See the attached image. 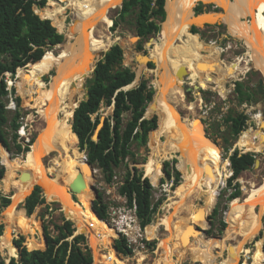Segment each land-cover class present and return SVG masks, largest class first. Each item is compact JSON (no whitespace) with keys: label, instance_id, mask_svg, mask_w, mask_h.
<instances>
[{"label":"rangeland","instance_id":"obj_1","mask_svg":"<svg viewBox=\"0 0 264 264\" xmlns=\"http://www.w3.org/2000/svg\"><path fill=\"white\" fill-rule=\"evenodd\" d=\"M56 1L60 2V4L63 6H67V2H62L60 0H56ZM167 2L168 0H166L165 6ZM198 6L202 7V12L200 13L196 11V7ZM44 8L42 9L35 8V9L39 14L40 11H42ZM120 9L121 7H119L113 12L111 16L112 19L111 26L108 27L106 23H101L99 25L98 27L99 32L105 35L106 38L109 37L107 39L108 43L101 52L100 56L97 51L91 53L89 57V62L91 63L90 71L84 76L73 101L70 102L68 100H65L60 105L58 111V118H61V108H63L66 112L72 110V117H71V123H72L74 110L80 104L81 101L86 100L88 97L87 79L93 76L94 71L92 70L96 66L97 62L103 57L104 53L113 44L116 43L120 44L124 51L123 65L131 67L136 72L135 85H138L142 80L145 79L148 80L149 85L154 87L155 94L149 105L153 103L157 91L160 94L159 91L160 78L162 75L161 73H163L162 68H164L162 63L159 61V57L161 55L163 48V42L161 37L162 33L160 32L158 34L151 35L149 38L144 40L139 39L137 42H132L131 37L137 35L135 31L136 27L134 22V15L127 16L125 20L122 21L120 20L118 27H116L115 30L111 29V27L113 26V20L119 19L118 11ZM188 12L189 15L192 16L193 18H200L204 15H210L215 18L212 21H205L203 23H192L191 24L192 27L198 30L197 34H199V36H197L195 39H190L188 37V33H187L188 29H187V31L184 34H181L177 37L175 43L173 44V47L177 51L192 50V51H197L199 54L198 63L193 67H186L188 71L187 75H184L183 79H179V78L176 79V83L179 86V92L182 94V96L180 94H177L178 110L183 118H187L189 120L195 118L191 120V124H193L197 130L200 128L205 129L206 132L205 136L209 138L213 143L216 142L217 145H219L218 151L222 159L221 172H222L223 183L219 185L217 191H214L212 193L210 191H206V192L204 191V193L201 196L192 198L191 203H189L188 209H183L182 213L187 216L192 210L196 209L199 206H203L205 204L206 206L205 213L206 214L209 213L210 223L208 221H201V219H197L196 217L193 220L191 218V224L193 223L192 226L194 224H197L199 231L205 235L207 241L215 243L224 237L226 229L229 227L228 211L231 207L230 206L231 202L235 200L233 199L229 201L228 199V196L230 195L233 189L228 188L229 186L227 183L229 177L232 174V171L230 169V161L228 157L235 151V149L238 148L240 151L241 149H243L245 151H250V152L257 151L256 153L258 154L256 158H259L261 160L260 164L257 167L253 166L251 169L244 171L241 174V176L237 179V181L241 185L242 192L241 195L236 200L242 201L243 198L246 197L247 193L251 189H253L256 186H259L264 181V139H263L264 125L261 126V123H264L262 122L261 119V115H263L264 117V93L263 94L258 93L257 100L253 104H247V103L240 104L237 100V95L235 92L237 81H241L246 87H251L253 89H256L259 85V82L264 79V76L258 69L251 68V64L249 61L250 54L248 52L247 44L244 41L240 40L239 38L234 37L231 34V32L228 30L229 28L224 20L225 9L221 7H217L215 6L214 3L211 2L196 1L194 4H192L191 7L188 8ZM74 17H75L74 12L69 7H67L66 12L61 16V18L65 19L67 25H69L74 21ZM166 17H167V12H166ZM164 21L161 22V28ZM245 21L250 23L252 21V18L248 16L245 18ZM87 32L89 33V36H91V34L94 33V28L92 24L90 25V30ZM81 33L82 32L78 33L75 36V38L72 40V43L74 45L73 63L75 67L79 66L83 62L86 55V48H85V52L82 56L81 62L79 63L75 59V51H76L75 45L79 40L78 35H80ZM150 39H152V41L151 44L148 45L147 42H149ZM65 42L66 39L61 45H64ZM61 45H57L53 48H50L48 50L47 60H45L42 70L34 75H31L32 77H30L29 75L28 81L30 80L32 84L27 88L28 92L24 90L23 93L34 96V100L31 105L23 107V105H21L19 102L17 75L15 80H13L9 75L7 76L10 87H12L13 85L15 87L14 95L10 94L9 98L7 99L9 118L11 120L15 112L17 110H21L23 117L20 120V125L17 130V133L20 135L19 142L24 146H27L33 137L36 138L35 141L39 137L40 134L39 130L43 125V120L41 118V115L39 114V109L44 105H46L48 92L50 91L51 86L53 85L56 76L58 74L56 67H54V64L58 59L62 58L63 59L62 61H64L65 59L62 56L63 48L61 47ZM140 45L142 46V48H140ZM141 54L149 55L151 58L155 59L156 64L153 63L154 66L151 67L149 65L150 62L146 60V58H143ZM94 56L96 57V59L94 58ZM141 59H143V62ZM202 60L203 61L205 60L204 63L206 66L205 69H201L198 67V64ZM147 62L148 65L146 64ZM142 63H144V65L141 67ZM210 66H212V68ZM208 73H215V74L217 73L224 75L223 81L219 84L220 86L217 87L215 83H212L211 86L207 88L201 86L199 88H196V85L199 84L196 82L195 77L199 74L206 75ZM26 76L27 74H25L24 77ZM24 77L22 78V80L24 79ZM51 80L52 83L48 86V88H45L43 81L46 84H49ZM180 80L182 81V83H180ZM187 88H191V90L190 89L188 90ZM115 99H116V94L113 95L112 97H108L100 104V109L98 112L100 118H103L104 120L110 118V120H112V115L114 112L115 102H116ZM151 106L152 104L150 105V107ZM188 107L191 108L189 109ZM149 109L147 107L148 111ZM243 111L249 115V120L247 121V127L244 129H249L251 127L256 130L257 145L254 151L250 149L249 144L246 145L245 143L242 144L240 142H237L235 145H233V142L236 140V137L241 135L240 132H238L241 130H236L231 133V130L228 128V125L224 120L227 117L228 113L230 112L236 114L238 112H243ZM154 113L155 111L151 114V118H154L153 117ZM130 117H131L130 112H126L124 114L123 126L126 125ZM198 119H200L202 122H200V120ZM155 120L157 125L155 128H158L160 121L158 122L156 118ZM22 129H24V132H22ZM166 137L168 138V142L166 145H168L169 137L168 134L165 132H159L156 138L154 137L151 141L148 133L147 143H141L138 140L134 141L131 146V150L134 153V156L129 157L126 163L122 164L120 167L115 168L114 170L115 176L113 177L112 182L107 181L106 174L100 168L96 167V172L92 173L91 180L89 181V186L92 187L93 185L97 189L98 193L102 195L103 202L108 206L109 218L108 220H101L95 216L94 212L93 214L97 220L93 219L88 215L85 214L84 215L93 223L97 231L96 234L98 237H102L103 235H108L110 239V245L108 247H104L102 244H99L96 251L93 244H91L92 242H90L91 232L88 229H86L87 231H84L85 232L84 234L87 237L88 244L91 247L93 257L95 258L94 264L95 261L96 264H98V262L100 264H164L165 258L163 256L165 250L160 246L159 238L157 237L151 238L149 234L159 231V234H161L160 235L161 238H164L169 233L168 230L165 228L166 225L165 218L169 216L171 212L174 210V208L177 206V200L181 196L178 194L176 196L175 190L179 183L182 170L179 168L177 162L176 168L180 172V175L178 177L177 184L173 187L174 176L170 178L168 177V175L164 171V161H168V160L172 161L173 158H176L179 161L175 152L180 151V148L174 149L173 154L169 158H165L161 160L162 174L159 177L160 179H155L156 183H154L151 180V178L146 175L145 169L147 164L146 162L151 157L152 145L154 139H155V148H156L155 153H161L164 156L166 148L162 147L161 138L165 141ZM77 148L80 151L78 142H77ZM4 150H6L4 147H2L0 150L1 163L3 165L4 163L2 161V158H3ZM31 150H32V146L30 151ZM30 151L25 154H18L15 151V149L9 151L6 150L7 154L12 156L13 170H11L9 168V165L7 164L8 175L6 176L5 179H0V190L2 191L3 195H6L9 198H11L12 203L8 207L0 211V236L4 234L7 224L8 226L10 225L11 218L9 211L10 208L13 206L14 203L13 196L15 194L13 184L16 179L21 178V174H22L20 169L16 168L18 165L22 166V163H20V160L18 159L20 158V156L28 157ZM80 152L85 153V151H80ZM154 154L152 153V157ZM183 156L185 157L186 155ZM207 157L209 159L208 155ZM180 158L182 160V163L185 165L181 157V154H180ZM45 160L46 161H44V164H48V159ZM24 161H26V158L24 159ZM127 164L130 168L137 167L138 170L143 173L144 177L147 176L150 179V182L154 186L153 202L162 200L158 212L156 213V215L153 218V221L151 222L152 226L148 230H146L147 226L145 227V229H142L139 224V221L131 223V220H134L132 216L133 212L128 207L127 199L121 196L119 193V187L123 183V177L127 172ZM16 169L19 171H16ZM5 173H6V167H5ZM84 175L86 176V173H84ZM33 181L36 180L32 179L30 185H32ZM183 181L185 182V172L183 175ZM45 190L46 189H44V193L42 191L43 195L44 194L48 195V198L55 199L58 202L57 201L48 202L45 199V202L38 205L37 208L35 209V212L33 213L35 217L30 216L32 219L36 220L39 225L40 222L38 219L41 220L42 223V227L40 225L41 230L38 229L35 230L34 232L33 231L26 232L14 228L12 231V235H13L12 236L13 238L11 240L12 244L14 243L15 245V241L21 239L29 249L40 246V241H42L44 245L46 240V235H44V226L49 225L51 231L54 233L53 223H61L64 218H67L65 213V210L67 209L64 210V204L62 200L59 199L57 196L48 194ZM179 190H180L179 193H182V187ZM70 191L73 195L75 205L86 210L87 208L78 205L77 202L85 203L88 200L86 201L78 198L76 194L73 193L71 188ZM88 192L89 190L87 189L85 194H87ZM217 193L218 195L215 205L213 206V208H211L210 205L214 201V197ZM28 195L30 194L27 193L23 198V200L14 206L13 217L15 221L21 220L22 212L26 213L23 205ZM78 195L80 194L78 193ZM92 196H93V190L91 197ZM98 198L99 195L97 198L95 196V200H96L95 203L97 202ZM216 209H218L217 212H215ZM69 216L71 217L70 214ZM221 221H225L227 223V226L224 230H221ZM29 222L30 225H33V222L31 220H29ZM262 222L264 224V216ZM130 223L132 227L131 229L132 235L129 234V237L132 240L130 245L133 248V253L132 255H122L118 253L117 249H115V245H114L115 233L119 232L117 228L120 229L128 228V224ZM153 227H154V231L150 233ZM77 231H79L78 228ZM205 232H207L208 234H205ZM3 236L4 235L0 237V245H1L0 253L2 257L5 258L6 263L8 264L9 259L13 258V256L15 255L13 254V252L8 251L7 246L2 241ZM22 236L26 237V239ZM121 237L122 236L120 235V240ZM238 240H240V237H238V239L234 240L233 242L236 243ZM259 240H262L264 243L263 227L261 228L257 236L254 239L250 240L251 242L248 241L247 243H245L244 249L239 255L237 264H254V254L257 251L256 245ZM145 241L148 242L156 241V248L154 250L149 248L145 244ZM231 242L232 241H229L227 242V244H230ZM175 243L176 240H172L169 242V244H175ZM193 246L195 248L199 247V242L194 238H193ZM15 248H16V254L18 255V247L16 245ZM40 248L41 247H38V249ZM245 248L248 249V251H246ZM220 251L221 248L216 247L214 249V252L217 253V255L214 256L211 253H202L197 258H194L191 254V251L187 250L185 251L184 256L182 258L179 255L174 254L170 256V259L172 261V264H176V263L205 264L202 260H198V259L207 256L208 261L211 264H217L220 263V261H222L223 259L227 258L229 255L228 249H223L222 254H219ZM109 256L112 257L111 260L108 259ZM212 258H218L219 262L212 263L211 261Z\"/></svg>","mask_w":264,"mask_h":264},{"label":"trees","instance_id":"obj_2","mask_svg":"<svg viewBox=\"0 0 264 264\" xmlns=\"http://www.w3.org/2000/svg\"><path fill=\"white\" fill-rule=\"evenodd\" d=\"M60 1L65 2L63 0ZM165 2L166 0H124L123 7L118 11L119 19L113 20V26L111 29L115 30L116 27H118L120 20H125L127 16L134 15L135 31L136 34L141 37L140 40L158 34L162 29L161 22L166 18ZM67 7L70 8L68 3L67 6H63L56 0H0V142L8 150L15 149L18 154L29 152L36 138L33 137L27 146H24L19 142L20 135L17 133V130L23 115L21 110H17L11 120L9 118L7 99L10 94L14 95L15 87L14 85L10 87L7 76L9 75L15 80L17 75L19 102L23 107L31 105L34 96L23 93L25 85L27 83L28 88L32 84L30 80L28 81L29 75L32 77L31 75L42 70L45 60H47L48 57V50L65 41L64 33L68 25L66 24L65 19L61 18V16L66 12ZM35 8H44L39 13L44 18L37 13ZM196 11L199 13L202 12V7H196ZM89 30L90 25L88 24L85 26L84 31L78 35L79 40L75 45V59L79 63L85 52L86 43L88 41L87 31ZM197 33L198 30L192 27V29L188 31V37L190 39H195L199 36ZM140 48H142L141 45ZM94 58L96 59L95 56ZM123 59L124 51L118 43L113 44L104 53L103 57L95 66L93 76L87 79L88 97L86 100L81 101L76 107L72 119V132L78 139L80 151H85L88 160L95 165V167L102 169L106 174L108 182L113 181L115 168L120 167L122 164L126 163L129 157L134 156V153L131 150L132 143L136 140L141 143H147L148 133L151 141L154 137L156 138L163 127V118L159 113H156L157 115L154 114L156 116L153 115L154 118L150 120L143 119L147 107L155 94V89L149 85L148 80H142L134 88L128 90L123 89L131 84L136 78L135 71L131 67L123 65ZM149 65L151 67L154 66L151 62ZM25 74H27L26 77H24ZM23 77L24 79L22 80ZM51 83L52 80L49 84H46L43 81L45 88H48ZM235 92L240 104L255 103L257 100V94L259 93L257 88L253 89L251 87H246L241 81L236 82ZM115 94L116 102L112 120H110V118L105 120L104 126L99 132V139L94 140L93 134L101 121L98 113L100 104L108 97H112ZM158 95L160 94L157 91L152 106H149L150 109L148 108L150 114L156 111L155 104ZM65 112L66 111L61 108V117ZM126 112H130L131 117L126 125L123 126L124 114ZM155 118L158 122L160 121L158 128H155L157 126ZM224 120L228 125V128L231 130V133L236 130H241L238 131L241 135L236 137L233 145L237 142L242 144L245 143L246 145L249 144L250 149L254 151L257 145L256 130L251 127L249 129H244L247 127L249 115L244 111L236 114L230 112ZM198 131L203 136L205 144H207L211 166V178L209 182L207 180V188L205 189V192L210 191L212 193L217 191L219 185L223 183L221 172L222 159L217 145L205 137L203 129L200 128ZM167 142V137L165 141L161 138L163 148H166ZM1 148L2 146L0 144V150ZM155 149L154 139L152 153L155 152ZM173 152L174 149H169L167 152L165 151L164 156L161 153H155L153 159L151 153L150 159L146 162L145 171L147 170L148 174L155 179H158L162 174L161 160L169 158ZM175 153L179 161L176 158H173L172 161H164V171L169 178L174 176V187L177 184L180 175V172L176 168V163L178 162V166L183 174L181 172L180 180L175 190L176 193L184 183V172L186 179L190 175L191 170L189 167L190 162L184 161V156L181 154L186 165L185 167L180 158V154L177 152ZM257 154L258 153L256 152L245 151L243 149L240 151L237 148L228 157L232 174L227 183L229 186L228 188L233 189L228 196L229 201L237 199L241 195V185L237 179L244 171L249 170L254 166ZM2 161L6 167V173L4 165L1 164L0 154V179H5L8 175L7 164L9 165V168L13 170L12 156L7 154L6 150L3 151ZM150 178L156 183L152 177ZM38 184L39 183L36 182L32 183L34 189L32 188L29 193L30 195L25 199L23 206L26 213L22 212L21 216L22 220L25 221L27 226L31 228L33 232L38 229L41 230L42 227L40 219L38 220L41 227L36 220L30 217L34 216L33 213L37 206L44 203L45 199L48 202L57 201L48 198V195H43L45 188L43 189V187L40 186L41 184ZM153 190L154 186L150 182V179L144 177L143 173L140 172L137 167L130 168L127 164V172L123 177V183L119 187V193L127 199L129 207L136 206V215L139 224L142 229H145L147 226L146 230L151 228V222L158 212L159 206L162 202V200L153 202ZM91 195L92 187L91 192L88 193L85 198V200L88 201L85 203L77 202L78 205L87 209L84 210L76 205L77 208L81 209L85 215H88L93 219H96L97 217L101 220H108V206L103 202L102 195L99 194L96 203L95 196L91 197ZM217 195L218 193L215 195L214 201L210 205L211 208L215 205ZM76 196L80 199L83 198V195L77 194ZM11 203V198L3 195L0 190V211L8 207ZM201 207L203 209L202 211L199 210ZM196 211L197 219H201L202 214H206L205 204L193 210L192 220L196 218ZM217 211L218 209H216L215 212ZM65 213L70 219L64 218L61 223H53L54 233L51 231L49 225L44 226V235H46L48 240L46 248H44L46 246V240L44 245L41 241L40 246H38L43 249H38V247L29 249L21 239L16 240L15 245L18 247L19 257L11 258L9 264H94L95 258L93 257L86 235L82 233L76 234L78 228L77 222L69 216L67 210H65ZM29 220L33 222V225L29 224ZM194 225L193 228L195 234L197 236L205 237V235ZM226 226L227 223L221 221V230H224ZM7 228L8 224L5 232L7 231ZM153 231L154 227L150 233ZM24 238L26 239V237ZM115 243L118 253L122 255H132L133 248L129 245L125 236H122L120 240V231L115 233L114 245ZM146 243L149 248L153 250L156 248V241H146ZM262 243V240L257 242V251L254 254V264H264V243L263 246ZM13 247L14 252L16 253V248L14 245ZM198 260H202L205 264H211L208 261L207 256ZM211 261L212 263L219 262L218 258H212ZM0 264H7L1 253Z\"/></svg>","mask_w":264,"mask_h":264},{"label":"bare ground","instance_id":"obj_3","mask_svg":"<svg viewBox=\"0 0 264 264\" xmlns=\"http://www.w3.org/2000/svg\"><path fill=\"white\" fill-rule=\"evenodd\" d=\"M63 1L69 4L75 15L74 21L68 25L64 33L66 42L64 45H61L63 48L62 56L65 59L64 61H62V58L58 59L54 64L58 74L48 92L46 105L39 109V114L43 120V125L39 130V137L33 143L28 157L20 156L18 159L22 163V166L18 165L16 168L20 169L22 174L29 173V178L26 180L20 178L14 181V203L9 211L11 218L10 225L6 231L7 233L3 234L2 241L7 246L8 251L13 252L15 255L13 257L15 258H18V255L13 250L14 243H11L13 229L16 228L26 232L33 230L27 226L22 218L19 221L14 220V206L22 201L27 193H30L33 188L30 185L32 179L36 180L33 182L41 184L48 194L57 196L62 200L64 209H67L71 217L77 221L78 230L83 228L84 231L88 229L91 232L90 242H92L91 244H93L96 251L99 244H102L104 247L110 245L109 236L103 235L102 237H98L93 223L74 203L70 188L73 180L79 173L84 174L85 153L78 150V139L72 132V110L67 111L61 118H58V111L60 105L65 100L71 102L75 98L84 76L91 69V63L89 62L91 53L97 51L100 56L108 43L107 39L109 37L106 38L105 35L99 32V25L106 23L108 27L111 26V16L124 0ZM196 1L211 2L215 6L225 9L224 20L229 28L228 30L234 37L239 38L247 44L251 68L258 69L264 76V0H168L165 6L167 18L163 22L161 31L163 48L159 57V61L164 68H162L163 73H161L159 85L160 95L155 104V113H159L163 118V127L160 132L167 133L169 137V144L166 145L165 151L180 148V151L176 152L186 155L184 161L190 162L191 173L181 186L182 193H179L180 190L175 193L176 196L177 194L181 195L177 200V206L165 218V228L169 233L164 238H161L159 231L149 235L151 238H159L160 246L165 250L163 256L165 258L164 264H172L171 255L177 254L182 258L187 250L191 251L194 258H197L202 253H211L215 256L217 255L214 252L216 247L221 248L219 254H222L223 249L230 250L232 247L233 256L235 257L232 259L228 255L227 258L217 264H237L245 243L254 239L263 227L264 181L259 186L251 189L242 201L235 199L231 202V207L228 211L229 227L226 229L224 237L218 242H209L204 236H197L195 234L191 224L193 210L187 216L182 213L183 209H188L192 198L199 197L204 193L207 188V179L209 182L211 178V166L207 157V155L209 156L207 144H205V140L199 131L191 124V120L195 118L190 120L183 118L179 113L177 104V94L182 96L176 83V79L178 78L177 71L181 67H185L186 69V67L195 66L199 61V54L197 51L192 50L177 51L173 47V44L179 35L187 31L188 27V31L191 29L192 23H203L205 21H212L215 18L210 15H204L200 18L190 16L188 8ZM248 16L252 18L250 23L245 21V18ZM88 24L93 25L94 33L91 36L87 33L89 41L86 43L85 58L79 66L75 67L73 63L74 45L72 40L78 33L83 32L85 26ZM149 58L151 57L149 56ZM141 60L143 62V59ZM146 60L149 61L148 58ZM200 63H205V60H202ZM143 65L144 63L141 64V67ZM223 79L224 75L217 73L199 74L195 77L196 82L199 84L197 86L204 88L211 86L212 83H215L218 87ZM180 83H182L181 80ZM27 85L26 83L24 90L28 92ZM261 119L264 122L263 115H261ZM200 122L202 121L200 120ZM22 132H24V129H22ZM203 132L206 135L205 129H203ZM214 143L217 145L216 142ZM25 158L26 161H24ZM45 159H48V164H44ZM17 169L16 171H19ZM147 175L154 178L148 173ZM86 176L84 175L85 188L79 193L83 195L82 200H85L88 193L91 192L89 181L91 180L92 173L90 172ZM87 189L89 192L85 194ZM92 190L94 196L95 187L93 185ZM238 237H240V240L234 243L233 241L237 240ZM193 238L199 242V247L195 248L193 246ZM172 240H176V243L169 244ZM229 241L232 242L227 244ZM98 264L100 263L98 262Z\"/></svg>","mask_w":264,"mask_h":264},{"label":"water","instance_id":"obj_4","mask_svg":"<svg viewBox=\"0 0 264 264\" xmlns=\"http://www.w3.org/2000/svg\"><path fill=\"white\" fill-rule=\"evenodd\" d=\"M123 3H124V1L122 2V4H121V8L123 7ZM165 9H166V7H165ZM166 12H167V10H166ZM167 18V17H166ZM162 27H163V25H162ZM66 39V38H65ZM131 39H134V40H131L132 42H137L139 39H141V37L140 36H138V35H135V36H133V37H131ZM151 41H152V39H150V41L149 42H147V44L148 45H150L151 44ZM59 45H61V44H59ZM140 55V54H139ZM142 56H143V58H148L149 59V62H151V63H155L154 62V59H151V58H149V55H147V54H141ZM139 60V59H138ZM147 65H148V62L146 63ZM198 67L199 68H201V69H205V64L204 63H199L198 64ZM211 68H212V66H210ZM95 69V68H94ZM136 73V72H135ZM184 75H187L186 74V69H185V67H181L178 71H177V76H178V78L179 79H183L184 78ZM135 80H136V78H135ZM135 80L131 83V84H129V85H127L126 87H124L123 89H125V90H128V89H131V88H134V87H136L137 85H135ZM73 86H75V84H73ZM200 86H197L196 85V88H199ZM188 90L190 89L191 90V88H187ZM257 89H258V91H259V94H263L264 93V79L263 80H261L260 82H259V85H258V87H257ZM152 104V103H151ZM150 104V105H151ZM150 105H148V108H149V106ZM156 114V113H155ZM158 114V113H157ZM143 119L144 120H150V119H152L151 118V114H149V111L148 110H146V112H145V115H144V117H143ZM104 123H105V120L103 119V118H101V121H100V123L98 124V126H97V128H96V130H95V132H94V134H93V139L94 140H98L99 139V132H100V130H101V128L104 126ZM264 124L263 123H261V126H263ZM264 127V126H263ZM264 136V135H263ZM264 139V138H263ZM0 144H1V146L2 147H4L6 150H8L1 142H0ZM9 151V150H8ZM254 152H257V151H254ZM85 160H86V163H85V167H84V173H93V172H96V167H95V165H93L89 160H88V158H87V154L85 153ZM260 159L259 158H256V160H255V164H254V166L255 167H257L259 164H260ZM2 164V163H1ZM3 165V164H2ZM145 177H147V176H145ZM21 178L23 179V180H26V179H28L29 178V173H23L22 175H21ZM85 185H86V183H85V179H84V174L83 173H79V175L73 180V182H72V184H71V189H72V191H73V193L74 194H78V193H80L84 188H85ZM98 195H99V193H98V191H97V189L95 188V196H96V198L98 197ZM200 211H202L203 209H202V207L199 209ZM100 217V216H99ZM202 218V220L201 221H208L209 223H210V221H209V213H207L206 215H204V214H202V216H201ZM101 218V217H100ZM67 219H70V218H68L67 217ZM195 226H196V228L199 230V228H198V225L197 224H195ZM79 233H82V234H84L85 232H84V229L82 228V229H80L79 231H77L76 232V234H79ZM121 235V234H120ZM47 245H48V240H47V237H46V246H45V248L47 247ZM115 249H117L116 248V246H115ZM264 250V249H263ZM233 249H232V247L230 248V250H229V255H230V257L233 259V258H235L233 255ZM19 257V256H18ZM13 258H15V257H13ZM10 263V259H9V261H8V264Z\"/></svg>","mask_w":264,"mask_h":264},{"label":"built area","instance_id":"obj_5","mask_svg":"<svg viewBox=\"0 0 264 264\" xmlns=\"http://www.w3.org/2000/svg\"><path fill=\"white\" fill-rule=\"evenodd\" d=\"M129 207V206H128ZM130 209H131V211L133 212V218H134V220H131V223H133V222H138L139 220H138V217H137V215H136V206H134V207H129ZM131 223L130 224H128V228H124V229H120V228H117L119 231H120V234H121V236H125L126 237V239H127V241H128V243H129V245H130V243L132 242V240L130 239V237H129V234H131V229H132V227H131ZM132 235V234H131ZM145 244L147 245V243H146V241H145ZM131 246V245H130ZM111 256H109L108 257V259L109 260H111Z\"/></svg>","mask_w":264,"mask_h":264},{"label":"crops","instance_id":"obj_6","mask_svg":"<svg viewBox=\"0 0 264 264\" xmlns=\"http://www.w3.org/2000/svg\"><path fill=\"white\" fill-rule=\"evenodd\" d=\"M191 26V25H190ZM188 29H189V27H188ZM115 246H116V244H115Z\"/></svg>","mask_w":264,"mask_h":264}]
</instances>
